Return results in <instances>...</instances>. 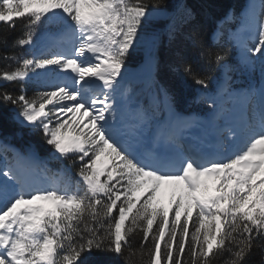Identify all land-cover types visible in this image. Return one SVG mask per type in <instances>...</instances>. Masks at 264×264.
<instances>
[{"label": "snow or ice", "instance_id": "snow-or-ice-1", "mask_svg": "<svg viewBox=\"0 0 264 264\" xmlns=\"http://www.w3.org/2000/svg\"><path fill=\"white\" fill-rule=\"evenodd\" d=\"M205 8L0 0V118L52 149L41 161L34 145L0 137V264H253L257 250L264 264V0L225 12L209 39ZM142 46L167 123L148 108L125 112ZM164 46L170 71L199 87L193 102L213 115L206 136L175 114ZM257 72L256 85L234 87ZM217 96L239 100V116Z\"/></svg>", "mask_w": 264, "mask_h": 264}, {"label": "trees", "instance_id": "trees-1", "mask_svg": "<svg viewBox=\"0 0 264 264\" xmlns=\"http://www.w3.org/2000/svg\"><path fill=\"white\" fill-rule=\"evenodd\" d=\"M243 0H191V2L197 7L199 10L201 4H205V11L208 15H201L200 18V27L202 28L205 38L209 39V32L215 25V21L221 17L228 8H233V10L237 11L242 4ZM18 33H13V35H17ZM166 45V42H165ZM145 46H142L136 55L135 61L132 64H129V71L135 68L138 65V58L144 52ZM233 54L230 53L229 59H232ZM160 58H161V73L160 79L163 83L169 86L172 93L175 95L176 103L177 101H183L187 106L193 105L194 97L197 92L200 91L199 87L193 84L191 81H182L180 80L173 72L170 71L169 65L175 63L174 54L166 47H162L160 50ZM153 83V80H152ZM212 89V85L210 87ZM10 114H5L4 118H0V134L2 135H10L12 140H14L21 147L28 149L29 145H34L35 150L39 153V155L47 159L50 156L51 148L43 143L39 136L29 135L26 130L19 129L18 126L14 125L10 119L7 117ZM22 133L21 135H17L16 133ZM52 165L60 166L56 162H50ZM137 243H139V239H137ZM261 252L257 250L252 257L253 264H260ZM134 261L138 260L139 257H134Z\"/></svg>", "mask_w": 264, "mask_h": 264}, {"label": "rangeland", "instance_id": "rangeland-1", "mask_svg": "<svg viewBox=\"0 0 264 264\" xmlns=\"http://www.w3.org/2000/svg\"><path fill=\"white\" fill-rule=\"evenodd\" d=\"M245 4H246V0H243V3H242V5H241V7H240V9H242V8H244L243 6H245ZM241 11V10H240ZM240 11H239V13H240ZM238 13V14H239ZM53 30V29H52ZM51 30V31H52ZM213 30L214 29H212V31H211V33H210V37H211V34H212V32H213ZM143 60H146L147 61V63L149 62V50H148V48L145 46V51L141 54V56L138 58V61H139V65H141V62L143 61ZM138 65V66H139ZM131 75V74H130ZM259 75V73L257 72L256 74H255V76H258ZM248 76L249 75H247V74H239V76L238 77H236V80L237 81H239V82H244V81H247V82H249V83H251V81H250V79H247L248 78ZM142 80H144V78L143 77H140ZM258 79H259V77H257ZM214 84H217L216 82H213L212 83V85L214 86ZM131 87V89H132V93H134V92H138V91H144L145 92V90H148L147 91V93L146 94H148V96L151 94L150 93V91L153 93V86H148L147 87V89H145L146 87H145V85H143V84H141V82H138V83H135V82H132L131 81V77L129 76L128 77V79H127V83H126V85H125V87ZM200 93V92H199ZM179 104L181 105V102H179ZM206 105V103H198V106H196V104L194 103V108H197V110H200L199 108H201V107H204ZM195 112V111H194ZM1 137V136H0ZM9 143L10 144H12V142L9 140Z\"/></svg>", "mask_w": 264, "mask_h": 264}, {"label": "bare ground", "instance_id": "bare-ground-1", "mask_svg": "<svg viewBox=\"0 0 264 264\" xmlns=\"http://www.w3.org/2000/svg\"><path fill=\"white\" fill-rule=\"evenodd\" d=\"M135 73H136V76H138V77L149 78L151 76V74H152V70L150 68L149 62L147 63L146 60H143L141 62V65L138 66V68L136 69ZM258 77H259V75H258ZM220 99H222V97H219L218 98V100H220ZM193 115L194 114H190V116L188 118L190 120H193V119H197L198 118V117H194ZM200 118L202 119L201 121L206 124V126L204 127V129L209 130V126H207V125L211 122L210 117H207V118L200 117ZM211 132H213V128H211V130H209V131H206L207 135L209 133H211Z\"/></svg>", "mask_w": 264, "mask_h": 264}]
</instances>
